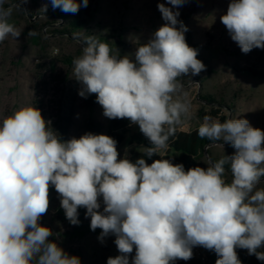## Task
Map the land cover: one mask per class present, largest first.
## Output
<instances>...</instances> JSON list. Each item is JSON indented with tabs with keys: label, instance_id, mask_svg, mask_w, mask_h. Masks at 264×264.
<instances>
[{
	"label": "clouds",
	"instance_id": "clouds-1",
	"mask_svg": "<svg viewBox=\"0 0 264 264\" xmlns=\"http://www.w3.org/2000/svg\"><path fill=\"white\" fill-rule=\"evenodd\" d=\"M187 2L157 4L164 23L132 58L87 37L72 61L80 97L95 94L106 118L138 125L148 140L139 158L121 157L118 142L106 134L63 140L36 105L0 120V264H81L40 222L53 187L70 225H80L78 210L84 208L101 243L115 237L119 254L107 264H175L192 259L196 247L214 251L215 264H242L237 249L264 261V130L245 118L221 122L205 115L198 137L230 144L232 155L187 170L171 158L152 159L192 118L182 78L206 68L179 19ZM50 3L76 14L89 0ZM40 10L46 13L48 4ZM10 15L0 7V43L21 35ZM220 21L242 53L264 49V0H229Z\"/></svg>",
	"mask_w": 264,
	"mask_h": 264
},
{
	"label": "rangeland",
	"instance_id": "rangeland-1",
	"mask_svg": "<svg viewBox=\"0 0 264 264\" xmlns=\"http://www.w3.org/2000/svg\"><path fill=\"white\" fill-rule=\"evenodd\" d=\"M166 0H89L78 13L57 11L44 13L41 7L50 0H0V7L11 9L10 23L21 32L17 40L9 38L0 43V120L21 106L36 105L46 120L54 125L68 104L76 101V115L68 139L79 137L89 118L103 126L107 135L110 119L97 105L92 111L84 107L85 98L78 95L79 82L73 76V59L81 55L87 37L107 43L113 55H129L147 42L164 21L157 4ZM229 0H188L179 8V19L189 31L187 43L198 49V59L206 66L194 77L182 78L183 89L192 104V118L180 131L197 129L205 115L226 119L245 118L253 127L264 130V49L244 54L232 41L220 16L226 13ZM170 6V5H169ZM26 10V11H25ZM63 14H62V13ZM80 21L74 28L71 23ZM138 130V125H133ZM120 156L143 151L130 142L129 136L118 147ZM235 149L228 143L213 144L205 149V158L220 159L232 155ZM228 181L231 174L226 175ZM259 187H264V179ZM102 210V209H101ZM79 226L70 225L60 208L58 194L50 189L48 212L41 224L60 236V246L70 255H78L81 264H107V258L118 255L115 237L98 240L100 230H90L86 209L80 208ZM51 239V238H50ZM242 264H249L252 255L245 249L236 250ZM193 258L177 260L175 264H215L214 251L202 247L193 249ZM134 255V252L133 254Z\"/></svg>",
	"mask_w": 264,
	"mask_h": 264
},
{
	"label": "trees",
	"instance_id": "trees-1",
	"mask_svg": "<svg viewBox=\"0 0 264 264\" xmlns=\"http://www.w3.org/2000/svg\"><path fill=\"white\" fill-rule=\"evenodd\" d=\"M57 11L60 10H53L51 4L48 6L47 12L50 15H56ZM71 25L76 28L80 25V21L75 20L71 23ZM83 105L90 111L99 105L96 102L95 94L89 95L86 99H84ZM76 109V101L74 100L72 103L68 104L62 113L58 115L54 125H51L63 140H67L68 138L70 129L74 123ZM213 113L215 115L214 117H217L218 112ZM197 129L190 132L176 129L175 136L169 141V147L166 150H162L159 153V157H153L152 159L171 158L173 163H182L186 170L195 166L206 167L207 161L209 159L212 161L218 160L212 156L205 158V149L218 142H212L207 139L199 138L197 135ZM85 132L103 134V126L94 118H89L85 124L83 134ZM107 135L113 137L118 142L117 148L124 143L127 136H129L130 142L132 144H136L141 147L148 146V140L140 132L139 127L137 131H134L133 125H131L127 119H110ZM142 153L143 151L132 152L129 158L134 161L135 159L139 158ZM147 162L151 163L152 160L150 159ZM228 173H230V170L226 172V175ZM249 264H264V261H259L254 255H252Z\"/></svg>",
	"mask_w": 264,
	"mask_h": 264
}]
</instances>
